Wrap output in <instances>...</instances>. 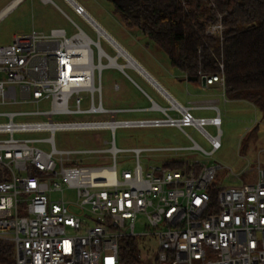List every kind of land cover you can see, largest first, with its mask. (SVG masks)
I'll return each mask as SVG.
<instances>
[{"label":"built area","instance_id":"1","mask_svg":"<svg viewBox=\"0 0 264 264\" xmlns=\"http://www.w3.org/2000/svg\"><path fill=\"white\" fill-rule=\"evenodd\" d=\"M21 1L5 7L0 19ZM65 1L94 29L98 39L71 19L78 27L71 36L64 28L49 32L33 29L28 34L15 35L10 44L0 45V105L12 102L6 97L8 83L18 84L24 101L37 105L33 110L0 111V168L8 171V179L0 182V239L14 244L16 264H125L121 257V239L125 237H136L148 245L154 243L149 264H264L261 159L256 166L245 169V180L229 166L204 160L169 165L181 160L171 158V153L193 149L212 156L221 148L219 106L213 101L185 105L165 87V91L156 87L166 106L152 99V105L143 109L107 107L102 72L109 66L122 71L130 67L120 61L126 58L119 47L133 55L81 2ZM203 7L216 10L212 18L204 21L206 32L218 36L222 44L224 12L218 10L215 0H206ZM102 39L114 50L113 54L104 47ZM112 59L116 64H111ZM199 81L203 88L217 85L225 94L224 64L220 63L218 73L200 71ZM115 87L119 88V84ZM82 91L91 94L87 108L82 106ZM44 100L49 101L47 109L40 108ZM195 109L212 110L215 114L197 117ZM142 110L162 112L165 116H107ZM21 116L37 118L19 119ZM42 116L50 118H39ZM207 124L216 128V134L206 129ZM189 125L202 132L211 144L210 151L193 138L194 144L189 147L123 149L115 141L118 127L184 129ZM59 129H108L113 137L103 149H59L55 141ZM31 132L49 135L16 136ZM121 151H130L135 165L119 174ZM144 151L165 153L166 157L145 170L141 164ZM74 153H109L111 163L78 162L72 157ZM65 187L76 190V201L63 195L55 197ZM138 224L145 229L137 231ZM149 246L147 252L152 251ZM136 255V264H145L140 250Z\"/></svg>","mask_w":264,"mask_h":264},{"label":"rangeland","instance_id":"2","mask_svg":"<svg viewBox=\"0 0 264 264\" xmlns=\"http://www.w3.org/2000/svg\"><path fill=\"white\" fill-rule=\"evenodd\" d=\"M81 2L89 13L111 34L113 35L128 51L140 62L142 67L150 72L166 88H169L174 95L185 105L194 97L188 94L187 78L185 73L170 64L167 53L160 48L154 40L149 38L138 28H131L122 20V17L115 10V4L112 0H78ZM3 4H0V7ZM61 7L67 15L60 9ZM203 9V8H202ZM38 16V12L43 13L47 18L44 29L51 30L52 27H61L67 31L68 36L77 32L78 27L73 23L76 22L92 38L98 39L94 29L72 8L65 0H53V2L43 3L42 0H26L20 7L9 17L0 20V45H6L13 42V35L17 31V16L23 14L25 21V30L23 33H30L33 29L29 26L30 16ZM26 14L28 17L25 16ZM73 21H72V20ZM102 44L111 53L114 50L102 39ZM122 63L126 60L120 59ZM107 63V60H104ZM101 82L103 86V99L107 107L110 108H145L152 104V99L163 106L167 102L142 74L132 67H126L122 71L116 67H105ZM119 84V88L115 84ZM190 85H195L190 82ZM198 84V83H197ZM201 86V85H200ZM6 97L11 100L10 104L0 105V110H33L37 108L35 103L24 101L21 97L20 86L16 83L6 85ZM82 106L87 108L91 103V94L89 91H82ZM219 102L216 103L222 116V147L212 156L193 150L185 149L179 153H171V158L181 160H204L222 166L233 168L242 180L247 175L245 169L256 166L259 159L264 163V114L251 102L247 100L234 101L223 96H219ZM201 102V101H200ZM198 102V103H200ZM71 107L75 105L71 103ZM41 109L49 108V101L40 103ZM194 115L213 116L215 111L212 110H193ZM171 113L174 114L173 111ZM83 118V115H77ZM109 118H147L163 117L162 112L151 110L108 113ZM37 117L21 116L19 119H35ZM50 118V117H39ZM206 129L211 134H216V128L207 124ZM248 127L249 130L246 128ZM48 132H31L16 134V136H31L44 138ZM112 132L108 129L92 130H70L59 129L55 132L56 146L59 149H103L109 146L107 141L112 139ZM207 151L211 150V144L202 134V132L193 125L185 126L181 129L177 126H158V127H118L115 131V141L119 148L129 149L134 147H189L194 144L193 139ZM243 143V144H242ZM48 147L47 144H44ZM241 147L242 150H241ZM165 153L156 151H144L141 154V164L146 170L150 165L159 164ZM72 157L78 162L89 164H110L111 156L109 153H74ZM135 161L130 151H121L118 157V173L124 168H132ZM63 197L72 202L77 200V192L73 188L65 187L62 192L56 193L55 197ZM74 208V207H72ZM74 210H77L74 208ZM145 228L137 225V231ZM152 245V251L147 252ZM138 241V250L143 253L145 264L150 263L151 254L154 250V243Z\"/></svg>","mask_w":264,"mask_h":264},{"label":"trees","instance_id":"3","mask_svg":"<svg viewBox=\"0 0 264 264\" xmlns=\"http://www.w3.org/2000/svg\"><path fill=\"white\" fill-rule=\"evenodd\" d=\"M131 28H138L162 48L170 64L186 75L220 72L224 64L225 95L252 102L264 114V0H215L224 12V40L206 32L214 16L206 0H112ZM203 8V9H202ZM194 83H199L193 81ZM183 160L170 162L179 166ZM8 171L0 168V182ZM138 239H121L125 264H136ZM12 242L0 239V264H16Z\"/></svg>","mask_w":264,"mask_h":264},{"label":"crops","instance_id":"4","mask_svg":"<svg viewBox=\"0 0 264 264\" xmlns=\"http://www.w3.org/2000/svg\"><path fill=\"white\" fill-rule=\"evenodd\" d=\"M15 0H0V4H3L1 7H0V12L5 8V7H7L8 5H10L11 3H13ZM26 0H23V1H21V2H19V3H17L16 5H14L9 11H7L6 13H5V15L1 18V19H3V18H7V17H9L11 14H13L19 7H20V5L22 4V3H24ZM42 2L43 3H48V2H45L44 0H42ZM60 9V8H59ZM61 10V9H60ZM62 11V10H61ZM63 12V11H62ZM22 16H24L23 14H21V15H19V16H17V19H18V23H16L17 24V31L15 32V34L13 35V37H15V35H18V34H24L23 33V31L25 30V21H23V19H24V17H22ZM26 17H28V15L26 14V16H25V19H26ZM31 20H30V26H29V28L31 27L32 29H36V30H39V31H44V32H49V31H46L43 27H44V24H45V22H46V20H47V18L45 17V15L43 14V13H39L38 12V16L35 14L34 15V13L32 12V16H30L29 17ZM0 19V20H1ZM53 28H61V27H52L51 29H53ZM14 39V38H13ZM150 73V72H149ZM152 75V74H151ZM186 75V74H185ZM153 76V75H152ZM154 77V76H153ZM186 77H187V75H186ZM155 78V77H154ZM156 79V78H155ZM157 80V79H156ZM161 85H163L159 80H157ZM188 81V80H187ZM191 81H188V83H187V86H188V88H187V90H188V94L190 95V96H193L194 97V99L193 100H191V101H189V104L188 105H194V104H196V103H198V102H202V101H213V102H215V103H218L219 102V96H223V97H225V98H228L224 93H223V91L220 89V87L219 86H217V85H213V86H211V87H209V88H203L202 86H200L201 84H200V81H199V83L197 84V83H195L196 84V86L195 85H190L191 83H190ZM193 82V81H192ZM163 87H165L164 85H163ZM156 88V87H155ZM166 88V87H165ZM170 93H172L173 95H174V93L169 89V88H166ZM157 90V89H156ZM177 99H178V97L176 96V95H174ZM229 99V98H228ZM179 100V99H178ZM231 100H233V99H231ZM234 101H242V100H234ZM245 101V100H244ZM251 104H253L252 102H251ZM152 105V104H151ZM150 105V106H151ZM254 105V104H253ZM149 106V107H150ZM255 106V105H254ZM145 108H148V107H145ZM143 109V108H142ZM5 109H3V110H0V111H4ZM0 119H2V117H0ZM247 130H249L248 129V127L246 128ZM243 144V143H242ZM222 147V146H221ZM242 148L243 147H241V150H242Z\"/></svg>","mask_w":264,"mask_h":264},{"label":"bare ground","instance_id":"5","mask_svg":"<svg viewBox=\"0 0 264 264\" xmlns=\"http://www.w3.org/2000/svg\"><path fill=\"white\" fill-rule=\"evenodd\" d=\"M121 54H123L126 58V66H130L135 68L137 71H139L140 74H142L152 85L157 87L158 89L165 91L163 85H161L150 73L148 70H146L140 62L133 56L129 55L123 48L119 47ZM111 64H116L115 60L112 59Z\"/></svg>","mask_w":264,"mask_h":264},{"label":"water","instance_id":"6","mask_svg":"<svg viewBox=\"0 0 264 264\" xmlns=\"http://www.w3.org/2000/svg\"><path fill=\"white\" fill-rule=\"evenodd\" d=\"M186 78H187L188 81H197L199 79V76L187 75Z\"/></svg>","mask_w":264,"mask_h":264}]
</instances>
